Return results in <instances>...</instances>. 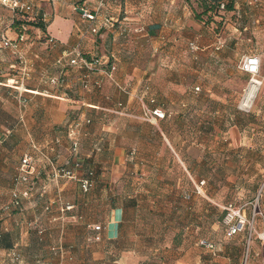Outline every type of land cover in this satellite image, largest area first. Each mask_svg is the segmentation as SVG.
<instances>
[{
  "label": "crops",
  "instance_id": "1",
  "mask_svg": "<svg viewBox=\"0 0 264 264\" xmlns=\"http://www.w3.org/2000/svg\"><path fill=\"white\" fill-rule=\"evenodd\" d=\"M18 1L31 5L45 28L16 27L18 15L29 16L0 5V36L9 38L24 55L28 71L22 81V94L6 86L8 81H19V65L15 50H0V215L4 214L0 217V236L7 235L10 244L0 246V255L10 257L17 251L32 256L27 258V264H56L58 259L35 258L47 253L55 245L53 240L61 243L66 255L80 242L87 248L81 245L75 252L89 253L97 243L90 238L95 232L85 234L79 230L100 223L103 243L117 245L135 214L137 220L145 208L163 205L167 207V217L172 218L177 208H183L185 228L191 234H187L189 242L183 246L169 248L161 264H240L246 248V264H264V240L258 238L261 232L264 237V230L259 216H254L256 227L249 234L244 229L225 238L222 231L219 243L193 236L202 224H220L222 208L227 204L241 208L250 218V204L256 200L255 211L264 214L263 167L210 163L207 144L213 136L202 133L199 126H193V131L188 127L187 133H182L190 106L195 103L179 93L191 86L186 79L204 71L213 58L227 61V52L235 45L232 22H226L222 33L216 35L194 19L187 0H104L101 7L98 0ZM255 1L235 0L233 4L234 13L244 18L252 30L264 28V7L258 8ZM84 4L95 14L94 21L81 17L79 7ZM106 18L111 20L108 25H104ZM91 27L98 29L96 34L90 32ZM122 28L127 32L122 34ZM48 38L56 41L54 47L48 44ZM191 45L195 48L191 49ZM75 47L86 57L99 58L103 65L114 63L117 81L131 94L143 93L145 100L153 99L150 106L160 109L165 117L153 125L106 113L103 109L121 102L131 113L138 114L139 104L132 96L120 93L100 73L90 75L89 88L84 90L83 71L68 64L73 55L67 53ZM248 55L251 54L241 55L236 63ZM257 56L260 91L252 111L262 110L260 119L264 122V53ZM54 79L56 83L51 82ZM95 80L101 81L100 88L93 85ZM243 129L239 122H231L225 133L214 138L218 144L214 154L264 158V134L258 139L245 135ZM73 131L80 141L82 169L78 176L86 170L95 174L94 185L87 193L74 181L49 180L39 155L45 153L58 165L70 167L74 160ZM257 139L262 145L252 148L249 144ZM24 154L33 156L40 178L30 197L21 200L20 211L5 209ZM176 159L187 181L182 204L159 198L155 192L170 188L168 176ZM133 173L138 178H132ZM48 204L51 209L45 212ZM65 204L73 208L60 212ZM98 206L107 208V212L97 216ZM32 221L41 232L29 229L27 223ZM60 226L74 230L52 231ZM200 240L211 242L213 251L202 247ZM132 253L137 255L136 251ZM112 263L127 264L116 260Z\"/></svg>",
  "mask_w": 264,
  "mask_h": 264
},
{
  "label": "rangeland",
  "instance_id": "2",
  "mask_svg": "<svg viewBox=\"0 0 264 264\" xmlns=\"http://www.w3.org/2000/svg\"><path fill=\"white\" fill-rule=\"evenodd\" d=\"M258 1L256 0L254 4L258 8L264 7V0ZM232 21L231 25L233 27L232 32L233 38H235L233 39L235 45L227 52V61L217 62L213 58V62L204 71L193 73L186 79L185 83L191 84V86L188 90L186 88V91L182 94L179 93L182 97L185 94L188 100L195 103V106H190L186 119L187 127L182 133L186 134L189 130L188 127L192 129L193 126H199L202 133L205 132L204 134L208 136L212 135L213 140L207 145L211 152L209 162L212 160L215 165L220 164L225 167L254 166L256 169L258 167L264 168V158L262 157L254 160L245 155L240 158H237L236 155L225 157L216 155L213 152L215 147H218V144L214 142V138L221 133H225L228 125L233 121H237L243 125V133L245 135L259 139V136L264 134V122L260 119L262 110L259 112L257 110L252 111V104L259 94L260 86L256 88L251 105L248 108L241 107L240 101L248 86L249 77H245L237 69L238 63H236L241 55H261L264 53V28L258 27L255 30H252L250 27L247 28L246 20L237 14H234ZM199 67V64H197V68ZM196 87L198 91H195ZM205 104L209 106H200ZM258 139L249 145L252 148L262 145ZM180 148L183 149V144H180ZM181 161L184 162L182 158ZM171 171L168 176L170 188L168 190L157 189L155 192L159 195V198L175 199L182 204L183 190L187 181L184 179L183 167L178 159H176L174 168ZM132 178H138L137 174L133 173ZM262 183L264 184V178ZM104 212H107V208L99 206L95 208L97 216L102 215ZM3 215L1 214L0 217ZM135 215L132 221L127 222L124 228V238L117 245L104 244L103 239H100L96 241L97 243L91 252L88 253L85 250L83 254H79L75 252L78 247L82 245L84 248H87L85 247V243L80 242L78 246L77 243L76 246H73L74 248L71 249V253L69 252L70 255H66L63 248L62 253H56L51 250V248L61 246V243L59 244L57 240H53L55 245L50 247L47 253L41 254L40 257L37 255L38 257L35 258H38V261L58 259V263L56 264H113L112 261L114 260L127 262V264H161L168 257L167 250L169 248H172L175 244L183 246L184 243L189 242L187 234L190 235L191 233L190 230L185 228V216L182 207L176 209L174 218L167 217L168 210L163 205L154 206L151 209L145 208L143 212H139L137 220H135ZM95 225H100V223H96ZM220 225L216 223L202 224L199 229L194 230L193 236L219 243L218 238L222 236L223 231ZM255 227L256 223L252 222V230H255ZM73 230L72 227L66 228L63 226H60V229L52 228V231H58V233L60 231ZM91 230L92 228L89 229L82 226L79 231L89 234ZM247 230L248 227L245 228L246 232ZM111 231L113 230L111 229ZM136 235L142 237L138 238ZM111 236L113 237V233H111ZM90 238L92 240V237ZM68 245L71 246L73 244L70 245L68 243ZM134 251L137 252V255H133L132 252ZM28 255L17 251L10 257L3 254L0 255V264H27V258L33 259L31 255L29 257Z\"/></svg>",
  "mask_w": 264,
  "mask_h": 264
},
{
  "label": "built area",
  "instance_id": "3",
  "mask_svg": "<svg viewBox=\"0 0 264 264\" xmlns=\"http://www.w3.org/2000/svg\"><path fill=\"white\" fill-rule=\"evenodd\" d=\"M254 2V1H252ZM104 0H98V7L103 6ZM0 5L8 8L11 11H20L31 17H35L36 13L33 7L29 4L21 3L18 0H0ZM221 8V6H220ZM80 15L83 19L87 21H94L95 14L90 12L87 5L84 4L79 7ZM111 22L109 18L104 20V25H108ZM98 29L96 27H91L90 32L92 34H96ZM127 30L125 28L121 29V33H126ZM47 42L51 46L56 45V41L53 38H48ZM195 47L191 45V49ZM3 49H13L16 52L18 59V74L20 76L19 81H8L6 86L12 88L18 92V94H22L24 90L22 89V81L28 76V71L26 67V60L24 55L19 52L14 44L11 42L9 38L5 35L0 36V50ZM67 55H73L72 58L69 59L68 64L70 66L76 67L83 71V75L81 76V86L84 90L89 88L90 85V75L93 73H100L107 81H109L120 93L132 96L139 104V113H131L126 106L121 102H116L114 106L103 109L106 113L119 116L126 117L134 120H140L143 122H147L153 125H157V121L163 119L165 114L158 108H152L150 105L154 103L153 99L145 100L144 94H131L129 90H127L124 86H122L117 79L115 78L116 65L114 63H103L99 58H89L80 53V51L75 47L73 48ZM237 69L249 77L248 85L254 84L256 88L259 86L260 81L258 80L259 75V58L257 55L251 54L248 56H243L241 60L238 62ZM52 83H56V80H51ZM93 85L96 88L101 87V81L95 80ZM248 87V86H247ZM247 89V88H246ZM195 91H198V88H195ZM256 92V91H255ZM23 103V100H20ZM251 105V104H250ZM22 107V106H21ZM248 108V107H247ZM22 119V116L20 117ZM86 124H89V120H85ZM72 136L71 141V151L74 157V160L71 162L70 167L65 165H58L54 159L48 156L45 153L39 152V155L43 161L45 168L48 170V178L51 181L59 182L60 180H70L74 181L79 185L80 190L83 193H87L91 190L94 185V172L92 170H86L84 175L79 177L77 172L82 169V160L79 155L80 141L78 139V133L72 132L70 134ZM41 175V172L36 167V162L33 156L29 154H24L19 164L16 168V174L13 177V182L15 188L10 191V200L8 206L9 207H17L19 206L20 198H29L30 194L34 190L37 185V179ZM255 202L250 204L251 206V214L250 218H246L242 213L241 208H233L230 204L223 206V210L225 211V215L222 219V225L224 227V237L231 238L232 236L242 232L246 227H248V234L252 231V220L254 216H259L261 218L262 227L264 230V214L261 212L255 211ZM51 204H48L44 207V211H50ZM73 208V206L69 204L62 205L60 207V212L69 211ZM37 224L35 221L28 222V227H35ZM92 230L95 234L92 236L93 241H99L101 239V231L102 227L100 225H94ZM258 238L263 241V233L261 232L258 235ZM199 244L206 248L207 250L213 251L214 246L212 243L200 240ZM52 251L56 253H62V248L59 246L57 248H51ZM247 260V248L244 251L242 261L240 264H246Z\"/></svg>",
  "mask_w": 264,
  "mask_h": 264
},
{
  "label": "trees",
  "instance_id": "4",
  "mask_svg": "<svg viewBox=\"0 0 264 264\" xmlns=\"http://www.w3.org/2000/svg\"><path fill=\"white\" fill-rule=\"evenodd\" d=\"M234 1L235 0H187L189 5H191L194 19L197 22L201 23L203 26L210 28L213 31V33L216 35H219L222 32L224 28V24L226 22H233L232 20L235 14L233 10ZM16 18L17 20H14V25L18 28H22L25 25L38 27L40 29L45 28L42 22V18L38 17L37 15L35 17L18 15ZM38 179H37V183H38ZM22 199H27V198H20L19 206L15 208L9 207L8 209L20 211L22 205L21 202ZM224 215H225V211L223 210V214L220 220V224L223 228V232H224V227L222 225V219ZM29 229L35 230L37 232L39 231L41 232V228H39L38 224L35 227H29ZM0 246H4V247L10 246L7 239V235L0 236Z\"/></svg>",
  "mask_w": 264,
  "mask_h": 264
},
{
  "label": "bare ground",
  "instance_id": "5",
  "mask_svg": "<svg viewBox=\"0 0 264 264\" xmlns=\"http://www.w3.org/2000/svg\"><path fill=\"white\" fill-rule=\"evenodd\" d=\"M256 91V86L254 84H250L248 85L246 91L243 94L242 100L240 101V106L241 107H249L251 102H252V98L254 97Z\"/></svg>",
  "mask_w": 264,
  "mask_h": 264
}]
</instances>
